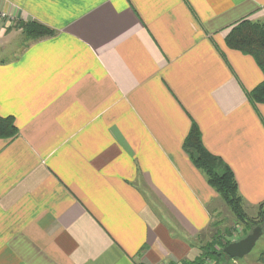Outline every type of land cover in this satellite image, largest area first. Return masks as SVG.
Wrapping results in <instances>:
<instances>
[{"label":"crops","instance_id":"1","mask_svg":"<svg viewBox=\"0 0 264 264\" xmlns=\"http://www.w3.org/2000/svg\"><path fill=\"white\" fill-rule=\"evenodd\" d=\"M0 10L54 31L6 58L14 30L0 21V116L18 129L0 139V264L195 260L192 240L224 206L183 148L192 124L244 209L264 202V104L247 96L264 75L225 43L240 20L264 21V0Z\"/></svg>","mask_w":264,"mask_h":264},{"label":"trees","instance_id":"2","mask_svg":"<svg viewBox=\"0 0 264 264\" xmlns=\"http://www.w3.org/2000/svg\"><path fill=\"white\" fill-rule=\"evenodd\" d=\"M21 32L27 40H38L51 36L54 31L36 21L20 22ZM227 47L250 55L264 75V21L242 19L233 25L225 37ZM248 99L252 104H264V79L248 93ZM18 134V129L10 116H0V139H10ZM183 148L193 165L200 170L219 197L223 200L231 213L240 222H248L245 214L243 199L241 198L232 170L219 157L208 152L202 144L198 127L192 124L184 141ZM261 208V221L251 225L264 227V202L259 204ZM264 231V228L263 230ZM230 242L220 241L219 251L211 250L207 256L213 261L221 257H227L223 247ZM200 257V255H199ZM198 260V261H197ZM173 264V263H167ZM179 264H200L198 257L193 261L182 260Z\"/></svg>","mask_w":264,"mask_h":264},{"label":"rangeland","instance_id":"3","mask_svg":"<svg viewBox=\"0 0 264 264\" xmlns=\"http://www.w3.org/2000/svg\"><path fill=\"white\" fill-rule=\"evenodd\" d=\"M0 21L7 23V27L10 31H13L11 35L8 45L11 46V50L9 55H6V58L13 57L16 55L20 50L33 40H27L24 38V35L20 34L21 27H18L20 20L9 18V17H0ZM7 43L3 42L1 45H5ZM220 202L223 203L222 209L216 212L213 221L211 222L210 229L203 231L196 239H193V244L195 248L199 251L200 257V264H260L261 254L264 251V231L261 236L256 241L254 247L251 249L249 253H247L242 258L231 259L228 257H221L218 261H213L209 257H207L211 250L219 251V242L223 241L233 242L238 241L245 237L249 232H251V225H254L253 222H260L261 221V208L259 206L250 208L245 210L246 217L248 222L244 223L238 221L235 216L231 213L229 208L223 202V200L219 197ZM222 206V204H221ZM220 206V207H221ZM264 209V207L262 208ZM164 217V215H162ZM260 226V225H259ZM263 230V226H260ZM198 261V260H197Z\"/></svg>","mask_w":264,"mask_h":264},{"label":"water","instance_id":"4","mask_svg":"<svg viewBox=\"0 0 264 264\" xmlns=\"http://www.w3.org/2000/svg\"><path fill=\"white\" fill-rule=\"evenodd\" d=\"M262 233V228L259 225L254 226L251 232L242 239L225 245L223 247V252L231 259L242 258L251 251Z\"/></svg>","mask_w":264,"mask_h":264},{"label":"built area","instance_id":"5","mask_svg":"<svg viewBox=\"0 0 264 264\" xmlns=\"http://www.w3.org/2000/svg\"><path fill=\"white\" fill-rule=\"evenodd\" d=\"M6 16L9 17V18H12L11 15L6 13L5 11L0 10V17L2 18V17H6Z\"/></svg>","mask_w":264,"mask_h":264}]
</instances>
